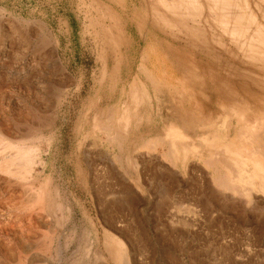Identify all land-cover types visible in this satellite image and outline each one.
<instances>
[{
	"label": "rangeland",
	"instance_id": "rangeland-1",
	"mask_svg": "<svg viewBox=\"0 0 264 264\" xmlns=\"http://www.w3.org/2000/svg\"><path fill=\"white\" fill-rule=\"evenodd\" d=\"M122 262L264 264V0H0V264Z\"/></svg>",
	"mask_w": 264,
	"mask_h": 264
},
{
	"label": "bare ground",
	"instance_id": "bare-ground-1",
	"mask_svg": "<svg viewBox=\"0 0 264 264\" xmlns=\"http://www.w3.org/2000/svg\"><path fill=\"white\" fill-rule=\"evenodd\" d=\"M129 94H130V93H129ZM119 120H120V119H119ZM123 126H125V125H123ZM103 127H104V126H103ZM107 129H108V128H107ZM109 131H110V130H109ZM120 131H121V130H120ZM29 132H30V131H29ZM120 133H121V132H120ZM120 133H119V134H120ZM124 133H125V132H124ZM27 134H28V132H27ZM119 134H118V135H119ZM122 134H123V133H122ZM256 134H257V133H256ZM123 135H124V134H123ZM19 136H20V135H19ZM19 136H18V137H19ZM251 136H252V135H251ZM110 138H111V137H110ZM21 146H23V145H21ZM5 148H9V147H5ZM18 148H19V147H18ZM1 151H2V150H1ZM24 151H25V150H24ZM28 153H30V152H27V154H28ZM2 154H3V153H2ZM21 154H22V153H21ZM23 154H24V153H23ZM27 154L25 153V155H27ZM25 155H24V156L22 155L23 158L25 157ZM22 156H19V157H22ZM27 156H29V155H27ZM119 157H120V156H119ZM23 158H22L21 160H23V162H25V160H24ZM19 159H20V158H19ZM21 160H20V161H21ZM29 160H31V159H29ZM29 160H28V161H29ZM6 161H7V159H6ZM6 161H5V163H6ZM23 162H22L21 164H23ZM26 162H27V161H26ZM26 162H25V163H26ZM25 163H24V164H25ZM3 164H4V163H3ZM19 164H20V163H19ZM28 164H29V163L27 162V165H28ZM9 165H10V164H9ZM3 166H4V165H3ZM6 166H7V165H6ZM25 166H26V165H25ZM1 167H2V166H1ZM22 167H23V166H22ZM22 167H21V168H22ZM2 170H3V167H2ZM163 195H164V194H163ZM109 250H110V249H109ZM123 255H124V254H123ZM119 256H120V254H119ZM122 257H123V256H122ZM120 258H121V257H120ZM115 259H116V258H115ZM119 260H120V259H119ZM121 260H122V258H121ZM116 263H117V262H116ZM122 264H123V262H122Z\"/></svg>",
	"mask_w": 264,
	"mask_h": 264
}]
</instances>
